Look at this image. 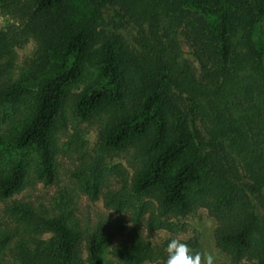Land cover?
Masks as SVG:
<instances>
[{"label":"trees","instance_id":"1","mask_svg":"<svg viewBox=\"0 0 264 264\" xmlns=\"http://www.w3.org/2000/svg\"><path fill=\"white\" fill-rule=\"evenodd\" d=\"M104 3L116 4V11L137 24L140 43L146 48L142 58L119 33L107 32L99 23V7ZM0 6L9 7L19 22L17 30H0V56L28 34L39 40L30 69L13 80L0 77V103H17L31 94V110L13 141L19 148H32L34 172L44 183L54 178L53 131L64 98L84 64L94 60L95 81L76 93L74 112L86 119L102 109L112 111L100 130V141L111 149L137 147L140 165L132 176V189L153 195L166 211L183 213L198 202L209 205L219 219L217 244L238 254L254 248L262 256L264 217L255 214L235 158L221 159L218 149L235 151L252 178L248 188L260 189L264 183V34L259 20L264 17V0H0ZM176 25L187 28L204 54L203 81L187 65H176L172 55L176 45L168 34ZM9 61H0L1 73L9 71ZM30 83L35 89L28 88ZM170 85L215 108L209 139H201L192 120L168 96ZM206 145L212 150L207 151ZM24 173L23 161H10L0 171V196L17 190ZM14 207L34 230L51 232L49 240L37 241L33 248L19 242L26 264H81L78 232L62 213L38 211L27 204ZM6 238L0 235V242ZM110 238V231L88 236L89 264H103L102 250ZM120 250L129 264L150 253L148 244L138 239Z\"/></svg>","mask_w":264,"mask_h":264},{"label":"rangeland","instance_id":"2","mask_svg":"<svg viewBox=\"0 0 264 264\" xmlns=\"http://www.w3.org/2000/svg\"><path fill=\"white\" fill-rule=\"evenodd\" d=\"M117 7L116 4H102L99 23L107 32L119 33L134 54L143 57L146 48L140 43L142 38L137 32V24L121 10L116 11ZM18 26L14 12L9 7L0 6V30L11 32ZM259 29L264 34V17L259 20ZM168 34L176 45L172 54L176 65H187L190 73L203 81L201 61L205 59L204 54L191 39L187 28L176 25ZM144 36H147L146 30ZM38 45V38L28 34L21 44L0 56V61L10 60L9 71L0 72V77L13 80L30 69L29 63L35 57ZM96 74L94 60L86 62L80 77L64 98L53 131L54 178L50 183H44L35 174L36 155L32 148H19L13 141L20 122L31 110V94H26L17 103H0V171L16 159L25 165L20 187L8 196H0V235L7 237L0 242V264H26L20 254L19 242L33 248L35 242H46L51 236L48 230H34L27 218L14 207L17 204H27L38 211L62 213L68 225L78 232L76 246L81 264H89L88 236L106 231H110L111 238L102 250L103 264H129L128 257L121 256L120 248L130 247L135 239L145 241L150 253L139 262L131 261V264H164L165 247L173 237H186L185 242L194 250L213 253L215 264H264V250L259 258L254 248L238 254L216 243L215 228L219 219L209 205L198 202L183 213L166 211L153 195L132 189L131 179L140 165L137 147L129 145L124 149H111L100 141V130L112 111L102 109L86 119L74 112L76 93L91 86ZM27 86L30 89L36 87L34 83ZM167 94L186 118L192 120L201 139H209L215 123V108H209L205 99L197 102L183 89L171 85ZM205 148L212 150L209 145ZM218 152L221 159L235 158L240 183L255 214L264 217V183L259 190L251 191L247 184L252 178L244 172L241 157L228 147L225 151L219 148Z\"/></svg>","mask_w":264,"mask_h":264},{"label":"clouds","instance_id":"3","mask_svg":"<svg viewBox=\"0 0 264 264\" xmlns=\"http://www.w3.org/2000/svg\"><path fill=\"white\" fill-rule=\"evenodd\" d=\"M186 239L173 237L168 240L164 264H215L216 258L213 253L194 250L185 242Z\"/></svg>","mask_w":264,"mask_h":264}]
</instances>
